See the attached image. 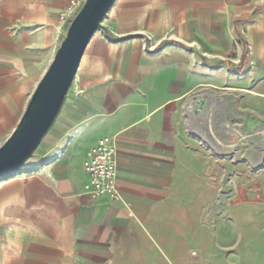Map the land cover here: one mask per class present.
Here are the masks:
<instances>
[{
	"label": "crops",
	"instance_id": "crops-1",
	"mask_svg": "<svg viewBox=\"0 0 264 264\" xmlns=\"http://www.w3.org/2000/svg\"><path fill=\"white\" fill-rule=\"evenodd\" d=\"M65 4L0 0V124L53 55ZM103 23L78 93L24 176L0 183V264H226L213 256L231 239L220 235L221 170L234 185L222 210L241 233L248 191L264 209V172L247 188L235 181L242 163L213 155L264 137V0H116ZM104 137L117 202L83 194V162ZM252 246L264 264V241Z\"/></svg>",
	"mask_w": 264,
	"mask_h": 264
},
{
	"label": "water",
	"instance_id": "water-1",
	"mask_svg": "<svg viewBox=\"0 0 264 264\" xmlns=\"http://www.w3.org/2000/svg\"><path fill=\"white\" fill-rule=\"evenodd\" d=\"M116 0H85L70 22L51 63L16 127L0 146V180L21 174L51 129L71 88L82 56Z\"/></svg>",
	"mask_w": 264,
	"mask_h": 264
},
{
	"label": "rangeland",
	"instance_id": "rangeland-1",
	"mask_svg": "<svg viewBox=\"0 0 264 264\" xmlns=\"http://www.w3.org/2000/svg\"><path fill=\"white\" fill-rule=\"evenodd\" d=\"M107 16V15H106ZM105 16V18H106ZM104 18V20H105ZM103 20V21H104ZM103 22L101 23V28L94 34L92 39L90 40V45L97 39L99 35H101L102 28H103ZM68 27H64L60 37L56 41L55 48L53 50V55L55 51L58 49L60 43L62 42L66 31ZM53 55L49 58V61L47 64L44 65L43 69L39 72V74L36 76L35 80L30 84L27 95L25 98V102L19 112L17 114L16 118H12L11 120L6 119L5 123L1 122L0 124V146L5 142V140L9 137V135L12 133L14 128L16 127L21 114L24 112V109L33 93L34 87L36 86L40 76L44 73L47 66L49 65V62L51 61ZM87 58V53L84 54L83 59ZM81 68L75 75V78L73 80V83L71 85V88L68 92V95L65 99L67 102L70 100L73 96H75L78 93L77 90V83L78 80L81 78ZM235 144L237 145V151L235 153H219V154H213L215 157L219 159H230L232 161H235L237 166H241L242 163L244 167H237L235 170V181L238 183H245L247 184V188H250L252 179L256 176H259L261 173L264 172L263 170H260L258 168L251 167V164L257 165L258 163H264V137H240L236 136L234 138ZM33 157V156H32ZM24 170L22 168L21 174H17L16 176L11 177L12 178H22L23 177ZM22 175V176H21ZM231 177V176H230ZM233 177V176H232ZM7 178H3L0 180L4 181ZM242 180V181H241ZM243 185V184H242ZM233 178H230L227 169L221 170V181H220V216H219V225L221 228V237L225 238L226 240L232 239L231 235L228 236L227 229L232 228L234 224L229 221L228 216L226 215V212H224L222 209L224 208L223 200L226 198V196L229 193V189H233ZM239 187V185H237ZM247 200H246V215L238 217L239 220L245 223L247 228L251 230L249 233H241L239 231V226L235 224V232L233 236V240L229 243L220 244V247L214 251L213 256L216 260L226 263V264H257L260 259V251L261 248L254 247L252 245H259L264 241V232H256L255 229H261L264 228V209L260 208V198L257 194H253L251 192H247L246 194ZM238 201V200H237ZM239 202V201H238ZM237 202V203H238ZM211 209L212 206L209 204V214L205 216V226H211L213 220H217L216 216L211 215ZM246 239H242V237H245ZM229 245V246H228ZM245 246V247H242Z\"/></svg>",
	"mask_w": 264,
	"mask_h": 264
},
{
	"label": "built area",
	"instance_id": "built-area-1",
	"mask_svg": "<svg viewBox=\"0 0 264 264\" xmlns=\"http://www.w3.org/2000/svg\"><path fill=\"white\" fill-rule=\"evenodd\" d=\"M65 7L59 13L58 23L68 27L75 18L85 0H64ZM83 172L86 182L83 185V194L92 200L107 199L110 202L118 201L116 190V160L113 140L108 137L97 141L86 154L83 162ZM196 257V253H192Z\"/></svg>",
	"mask_w": 264,
	"mask_h": 264
},
{
	"label": "trees",
	"instance_id": "trees-1",
	"mask_svg": "<svg viewBox=\"0 0 264 264\" xmlns=\"http://www.w3.org/2000/svg\"><path fill=\"white\" fill-rule=\"evenodd\" d=\"M107 38H108L109 42H118V41H120V39H110L108 36H107Z\"/></svg>",
	"mask_w": 264,
	"mask_h": 264
},
{
	"label": "bare ground",
	"instance_id": "bare-ground-1",
	"mask_svg": "<svg viewBox=\"0 0 264 264\" xmlns=\"http://www.w3.org/2000/svg\"><path fill=\"white\" fill-rule=\"evenodd\" d=\"M22 176V175H21ZM24 176V175H23Z\"/></svg>",
	"mask_w": 264,
	"mask_h": 264
}]
</instances>
